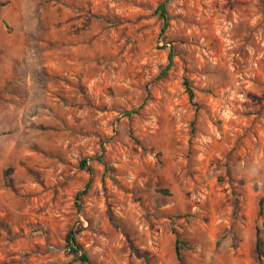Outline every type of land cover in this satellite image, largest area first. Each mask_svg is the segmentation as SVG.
I'll return each mask as SVG.
<instances>
[{"label": "rangeland", "instance_id": "1", "mask_svg": "<svg viewBox=\"0 0 264 264\" xmlns=\"http://www.w3.org/2000/svg\"><path fill=\"white\" fill-rule=\"evenodd\" d=\"M70 231L90 264H179L175 234L264 264V0H0V264H79Z\"/></svg>", "mask_w": 264, "mask_h": 264}, {"label": "trees", "instance_id": "2", "mask_svg": "<svg viewBox=\"0 0 264 264\" xmlns=\"http://www.w3.org/2000/svg\"><path fill=\"white\" fill-rule=\"evenodd\" d=\"M157 12L160 15V17L163 19V21H166V12H167V8L164 4H159L157 7ZM172 63V54L169 53L168 55V64L165 67L164 70L169 69L170 65ZM183 86L185 88V92L187 94L188 100L189 102L194 105L196 107V109L198 108V105L195 103V93L193 91V88L191 86V83L188 79H184L183 80ZM98 161L100 163H102L104 166H106V163L103 161L102 158L98 159ZM81 166L86 168L85 165V161L83 160L81 162ZM87 192V186L86 188L77 194V196H81L83 194H85ZM162 192H166V191H162ZM66 242L72 252V254H74L77 258V261H79V264H90V260L86 254V252L80 247V245L78 244L76 237H75V233L74 231H70L67 236H66ZM260 230H257V234H256V251H257V255L260 256L261 255V249H260ZM188 243L184 240H182L177 234H175V254H176V258L179 264H184L183 261V256H182V247H187Z\"/></svg>", "mask_w": 264, "mask_h": 264}]
</instances>
